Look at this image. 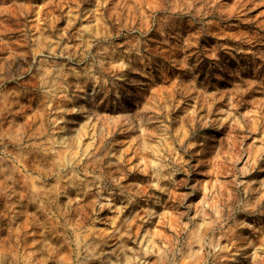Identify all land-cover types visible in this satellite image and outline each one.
<instances>
[{
	"label": "rangeland",
	"instance_id": "374dc122",
	"mask_svg": "<svg viewBox=\"0 0 264 264\" xmlns=\"http://www.w3.org/2000/svg\"><path fill=\"white\" fill-rule=\"evenodd\" d=\"M25 1L0 0L6 47ZM27 1L0 264H264V0Z\"/></svg>",
	"mask_w": 264,
	"mask_h": 264
},
{
	"label": "bare ground",
	"instance_id": "6f19581e",
	"mask_svg": "<svg viewBox=\"0 0 264 264\" xmlns=\"http://www.w3.org/2000/svg\"><path fill=\"white\" fill-rule=\"evenodd\" d=\"M25 2H27L25 5L20 6L17 4H13L10 7H8V22H11V26L13 28H11V31H15V29L21 25L25 26V31L26 33L24 34V38L19 42H13L12 44H10V46L6 47L3 44L0 43V55L4 54L6 52L9 53V57L4 59L5 63H9V62H16L18 64H21V59L19 57V55H21V53L19 52L22 48L24 47H28L29 46V35H28V26L27 23H25L26 18L28 16H30L31 12H32V7L31 5L28 3V1L26 0ZM29 53L26 51L24 53V58L27 61L29 58ZM84 163V162H83ZM105 160L104 159H100L98 162H94L93 164H91V168L93 171L98 170L99 168H102L104 166ZM82 165V164H81ZM76 166L78 168H80L79 164H76ZM149 167L147 165L143 166L142 169L139 171V173H137L136 177L138 178H142L143 180H145L146 177H149ZM159 176L160 173H155L154 177L156 179V181H159ZM99 183H102V180L99 179ZM67 188V187H66Z\"/></svg>",
	"mask_w": 264,
	"mask_h": 264
}]
</instances>
